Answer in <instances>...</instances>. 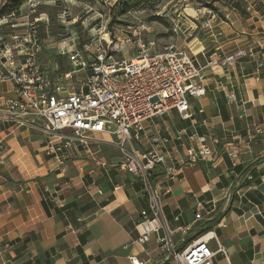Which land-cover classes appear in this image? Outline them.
Returning a JSON list of instances; mask_svg holds the SVG:
<instances>
[{"label": "crops", "instance_id": "0c3cea01", "mask_svg": "<svg viewBox=\"0 0 264 264\" xmlns=\"http://www.w3.org/2000/svg\"><path fill=\"white\" fill-rule=\"evenodd\" d=\"M213 4L218 5L213 30L202 28L207 20L194 23L198 49L185 45L204 76V97L191 100L193 117L183 120L172 110L144 124L148 135L159 131L168 137L186 128L213 137L208 160L182 165L179 151L173 178L161 165L153 171L152 182L163 194L162 228L147 243L137 242L140 212L150 217L151 212L141 181L120 167L114 136L88 134L55 163L43 152L45 135L37 122H0V264H131L130 256L143 264H176L157 248L156 238L168 235L180 252L208 231L228 253V261L217 253L214 264H264V133L248 135L252 127L264 129V55L259 62L245 57L227 68L206 67L214 51L264 43V0ZM24 13L21 7L16 15ZM5 26L11 29L3 25L1 34ZM52 64L42 66L55 75ZM14 96V84L0 79V97ZM133 146L148 148L145 140ZM197 202L212 209L199 221ZM188 224L192 228L183 236L177 227ZM209 246L216 251L215 241Z\"/></svg>", "mask_w": 264, "mask_h": 264}, {"label": "built area", "instance_id": "2783aa9c", "mask_svg": "<svg viewBox=\"0 0 264 264\" xmlns=\"http://www.w3.org/2000/svg\"><path fill=\"white\" fill-rule=\"evenodd\" d=\"M0 0V7L3 6ZM26 13H11L0 17V27L9 25L10 33H0V79L14 84V98L0 97V122L24 126L37 122L38 130L45 135L43 152L53 162H60L63 151L75 141L85 143L88 134L114 136L121 154L120 167L141 181L143 195L148 200L151 217L140 212L135 228L137 240L145 244L161 228L163 194L152 182L153 171L163 166L173 178L179 163V151L184 154L182 165L195 166L212 155L210 132L200 135L186 128L178 129L173 136H163L159 131L146 133L144 124L174 110L183 120L193 117L191 100L205 95L203 68L196 64L194 55L172 44L159 48L153 40H145L143 29H133L127 35L111 38L107 23L99 22L98 36L82 43L68 53L74 72L84 76L76 87L57 80L39 62L42 42L39 30L48 24L44 16L30 17L35 13L38 0H27ZM1 10V9H0ZM20 10V9H19ZM19 13V11H18ZM213 13L202 28L213 30ZM15 29H20L16 32ZM107 37L104 39L101 34ZM255 47L258 50H254ZM264 43L240 47L229 53L214 51L206 67L227 68L242 58L259 62L264 55ZM66 79L71 73L64 74ZM233 101V95L229 96ZM198 113H203L202 109ZM202 125L207 128L206 121ZM69 131V132H67ZM264 133L260 127L248 129V135ZM145 140L148 148L135 149L133 144ZM175 143L172 148L169 146ZM195 221L212 212L206 203H196ZM178 217L174 218L177 222ZM191 224L177 227L186 236ZM215 241L213 251L209 243ZM156 246L168 252L176 264H214L220 253L228 261L227 249L219 243L215 233L208 231L192 240L182 251L175 252L169 236H158ZM131 264H143L130 256Z\"/></svg>", "mask_w": 264, "mask_h": 264}, {"label": "rangeland", "instance_id": "374dc122", "mask_svg": "<svg viewBox=\"0 0 264 264\" xmlns=\"http://www.w3.org/2000/svg\"><path fill=\"white\" fill-rule=\"evenodd\" d=\"M24 1L20 6L22 11L27 10V0ZM217 9L213 0H38L30 17L44 16L49 20L39 30L43 46L38 58L40 64L52 68L54 62L57 80L76 87L84 75L71 72L68 53L98 36L100 21L107 23L111 38L139 28L143 29V38L155 41L159 48L174 44L190 53V49L191 52L198 49L194 23L208 21L213 13L217 14ZM10 32L5 26L3 33ZM101 37L107 39L103 33ZM65 72L71 73L70 79L65 78Z\"/></svg>", "mask_w": 264, "mask_h": 264}, {"label": "trees", "instance_id": "16d2710c", "mask_svg": "<svg viewBox=\"0 0 264 264\" xmlns=\"http://www.w3.org/2000/svg\"><path fill=\"white\" fill-rule=\"evenodd\" d=\"M25 2L24 0H9L0 10V17L7 16L11 13H18L20 6ZM215 11L216 9H212Z\"/></svg>", "mask_w": 264, "mask_h": 264}]
</instances>
